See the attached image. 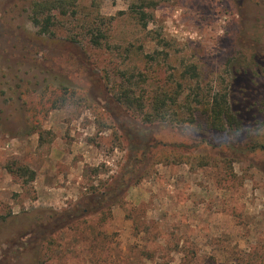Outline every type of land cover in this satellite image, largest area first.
Wrapping results in <instances>:
<instances>
[{"label":"rangeland","instance_id":"rangeland-1","mask_svg":"<svg viewBox=\"0 0 264 264\" xmlns=\"http://www.w3.org/2000/svg\"><path fill=\"white\" fill-rule=\"evenodd\" d=\"M35 1L0 0V264H264V0H79L50 38ZM216 91L237 137L181 122Z\"/></svg>","mask_w":264,"mask_h":264},{"label":"trees","instance_id":"trees-1","mask_svg":"<svg viewBox=\"0 0 264 264\" xmlns=\"http://www.w3.org/2000/svg\"><path fill=\"white\" fill-rule=\"evenodd\" d=\"M79 0H37L31 5V21L38 30V37H54V31L52 28L56 24V17L54 12H58L61 16H66L67 14L75 15L77 4ZM140 3V6L154 4L152 0H136V3ZM132 4V13L136 16L139 22H142L143 27L146 26L147 15L146 13L138 7V4ZM148 3V4H147ZM90 35L93 36L92 44L94 47H100L105 39V34L99 30H90ZM105 78V77H104ZM103 79V77H102ZM105 89L109 95L110 91L107 88V84L104 82ZM55 93L50 90L48 94H39L34 102V98L27 103V116L32 120L37 119L40 116H44L47 112L56 108L58 101L61 100L60 97L54 95ZM60 94V92H59ZM194 103L197 107L196 115L189 111L188 114L181 118V122L192 128L197 127L201 131L218 135L220 138L224 137V134L230 132L232 135L237 137L238 133L242 130V121L236 117L233 113L231 106L228 103L227 94L223 91H216L215 93L208 96H199L195 93ZM117 100L123 101L125 104L131 103V99L127 96H116ZM168 95L164 93L160 96L154 97L150 102L151 112L147 121L159 120L163 117V110L167 107ZM33 101V102H32ZM188 107L191 103L187 104ZM29 106V107H28ZM198 115V119H197ZM209 142L205 140V145ZM212 151L217 152V146L219 150L227 151L229 149L228 145L221 143L220 139H216L212 142ZM240 147L249 149L250 155L264 156V136H260L254 139L249 138L240 143ZM23 176L28 174V170L24 167L18 169ZM39 223V222H37ZM39 226L40 224H36ZM34 227V226H32Z\"/></svg>","mask_w":264,"mask_h":264}]
</instances>
